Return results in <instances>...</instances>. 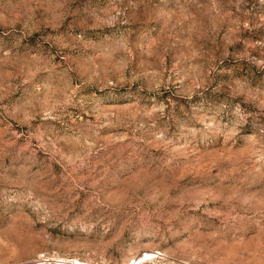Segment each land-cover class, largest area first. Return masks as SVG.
<instances>
[{"label":"rangeland","instance_id":"rangeland-1","mask_svg":"<svg viewBox=\"0 0 264 264\" xmlns=\"http://www.w3.org/2000/svg\"><path fill=\"white\" fill-rule=\"evenodd\" d=\"M0 264H264V0H0Z\"/></svg>","mask_w":264,"mask_h":264}]
</instances>
